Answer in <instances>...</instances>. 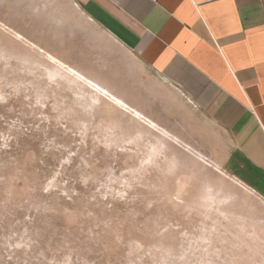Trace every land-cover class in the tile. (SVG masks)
Returning a JSON list of instances; mask_svg holds the SVG:
<instances>
[{"label":"rangeland","instance_id":"1","mask_svg":"<svg viewBox=\"0 0 264 264\" xmlns=\"http://www.w3.org/2000/svg\"><path fill=\"white\" fill-rule=\"evenodd\" d=\"M31 3L0 0V264H264V202L31 45Z\"/></svg>","mask_w":264,"mask_h":264},{"label":"crops","instance_id":"2","mask_svg":"<svg viewBox=\"0 0 264 264\" xmlns=\"http://www.w3.org/2000/svg\"><path fill=\"white\" fill-rule=\"evenodd\" d=\"M31 2V45L264 202V0Z\"/></svg>","mask_w":264,"mask_h":264},{"label":"bare ground","instance_id":"3","mask_svg":"<svg viewBox=\"0 0 264 264\" xmlns=\"http://www.w3.org/2000/svg\"><path fill=\"white\" fill-rule=\"evenodd\" d=\"M19 37H22L21 35H18ZM41 52V51H40ZM50 55V54H49ZM48 58L51 60V62H53L55 65H57L60 68L66 69L68 71V73L72 74L73 76L77 77L79 80H81L82 82H84L85 84H87L94 92H97L99 94H101L102 96L108 98L110 101H112L114 104L120 106L123 109H127L128 107L121 102L120 100H118L116 97L110 95L106 90H104L102 87L98 86L97 84H94L93 82H91L90 80H88L87 78H85L84 76H82L81 74H79V72H76L75 70H73L72 68H67L66 66H64L62 63H60L58 60H56L55 58L51 57V55ZM128 111V110H127ZM133 114L139 118L140 120H145L138 112H133ZM145 122V121H144ZM151 128H153L154 130H161L159 129L160 127L157 126L154 122L148 121L147 123ZM159 127V128H158ZM161 133L168 137L170 136V134L168 132H165L163 130H161Z\"/></svg>","mask_w":264,"mask_h":264}]
</instances>
